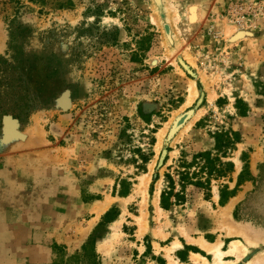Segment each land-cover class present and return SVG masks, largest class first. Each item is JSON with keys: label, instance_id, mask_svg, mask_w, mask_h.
Wrapping results in <instances>:
<instances>
[{"label": "rangeland", "instance_id": "rangeland-1", "mask_svg": "<svg viewBox=\"0 0 264 264\" xmlns=\"http://www.w3.org/2000/svg\"><path fill=\"white\" fill-rule=\"evenodd\" d=\"M162 4L167 21L155 0H0V264H216L202 240L247 247L225 264L264 253V0ZM229 130L235 171L182 188L183 161ZM168 174L183 199L165 210Z\"/></svg>", "mask_w": 264, "mask_h": 264}, {"label": "trees", "instance_id": "trees-1", "mask_svg": "<svg viewBox=\"0 0 264 264\" xmlns=\"http://www.w3.org/2000/svg\"><path fill=\"white\" fill-rule=\"evenodd\" d=\"M239 102V101H238ZM241 114L245 113V110H242L241 107L238 106ZM216 146L215 149L218 152L216 157L213 156L212 150H207L205 152H200L196 154L193 158L192 162L183 161L180 165L179 177L181 181V186L184 188L187 184H193L198 187H206L209 191L212 190V177L214 175L218 176V178H224L228 176L229 172L234 171V163L222 162V157H228L229 152L233 150L238 142L241 140V136L238 132L234 130H229L227 132H218L215 136ZM246 154H243V157ZM203 159L204 163L200 164L199 160ZM199 161V162H198ZM198 166V170L190 172V170ZM248 166V163H245V167ZM170 181V189L164 190L161 194V206L169 210L174 204L173 198L176 201H180L183 199V196L180 192H175L176 181L170 174L167 175ZM243 180V173L239 177L238 185L240 186ZM121 190L119 194L121 196H126L130 191V183L127 181H123L121 184ZM237 190V187L234 190H229L227 185H223L221 192L220 204L223 206L227 203L229 198L234 195V192ZM107 214L106 217H109ZM92 242H95V238L92 239ZM91 243V241H90Z\"/></svg>", "mask_w": 264, "mask_h": 264}, {"label": "bare ground", "instance_id": "bare-ground-1", "mask_svg": "<svg viewBox=\"0 0 264 264\" xmlns=\"http://www.w3.org/2000/svg\"><path fill=\"white\" fill-rule=\"evenodd\" d=\"M163 7H164V10L166 11V13L168 15L167 6L165 5ZM192 14L195 16V18H196V16H198L196 8H194L192 10ZM168 19H169V15H168V17H166V21ZM192 19L194 20V17ZM167 37L171 41H174L175 39H177V35L175 34V31H171L169 34H167ZM191 93H192L191 97H193L195 95V90L193 89V87L191 88ZM5 129H6L5 130V134L7 136L20 135V134H18L19 132H18V130L16 128V125L12 121H8L7 122V126H6ZM108 207H109V203L100 204L99 213L104 212ZM231 208H232V203H229L226 207H224V209L226 211L225 213L230 212ZM235 231L238 232L239 230L235 229ZM245 233H246V231H245ZM252 242L253 243H257V241H255V239L253 237H252ZM223 243H224L223 241H218V242H215V243H211V242H208L206 240L200 241V245H201L202 248L206 249L210 253H213L214 262L216 264H225L226 262H224L222 257L227 255V254H229V253H239V252H241V254H244V253L247 252V247L244 246L239 240L233 241L232 248H230L229 251H225V250L222 249ZM178 246L181 247V244L178 243ZM193 256L196 257V259L201 264H211L212 263L208 258H206L205 256H203V255H201L199 253H195ZM247 264H264V253H261L258 256H255V259L249 261V263H247Z\"/></svg>", "mask_w": 264, "mask_h": 264}, {"label": "crops", "instance_id": "crops-1", "mask_svg": "<svg viewBox=\"0 0 264 264\" xmlns=\"http://www.w3.org/2000/svg\"><path fill=\"white\" fill-rule=\"evenodd\" d=\"M239 143H240V142H238L237 144H239ZM234 171H235V164H234ZM234 171L229 172L228 175H230V174L233 173ZM226 177H227V176H226ZM226 177H224V178H226ZM246 182H248V181H246ZM222 187H223V185H222ZM228 187H229V186H228ZM229 190H231V189L229 188ZM234 196H235V195L231 196V197L229 198V200L227 201V203H228V202H229ZM227 203H226V204H227ZM226 204H225V205H226ZM225 205H223V206H225ZM172 206H173V205H172ZM162 208H163V207H162ZM163 209H164V208H163ZM165 210H166V209H165ZM92 218H93V220H94V222H93L92 225L94 226V225L96 224L97 220H96V222H95V219H96L95 216H93ZM85 236H87V235H86V234H85V235H84V234H83V235L79 234V235L76 236V238H73V237H72V238L70 239L71 247L74 248V249H79V248H81V245L84 244V240H85L84 237H85ZM184 248H187V247L183 245V247L180 248V249L183 250ZM194 254H195V253H194Z\"/></svg>", "mask_w": 264, "mask_h": 264}, {"label": "water", "instance_id": "water-1", "mask_svg": "<svg viewBox=\"0 0 264 264\" xmlns=\"http://www.w3.org/2000/svg\"><path fill=\"white\" fill-rule=\"evenodd\" d=\"M157 5L159 6L160 12L163 13V4H162V0H155ZM167 24V23H166ZM171 31L167 32V34H169ZM170 40V39H169ZM171 41V40H170ZM173 42V41H172Z\"/></svg>", "mask_w": 264, "mask_h": 264}]
</instances>
